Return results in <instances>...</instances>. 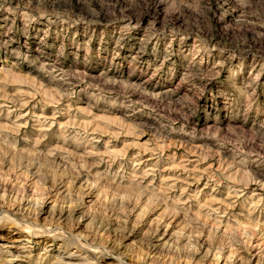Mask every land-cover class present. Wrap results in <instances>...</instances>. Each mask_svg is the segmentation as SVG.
Segmentation results:
<instances>
[{"label": "rangeland", "instance_id": "1", "mask_svg": "<svg viewBox=\"0 0 264 264\" xmlns=\"http://www.w3.org/2000/svg\"><path fill=\"white\" fill-rule=\"evenodd\" d=\"M0 264H264V0H0Z\"/></svg>", "mask_w": 264, "mask_h": 264}]
</instances>
